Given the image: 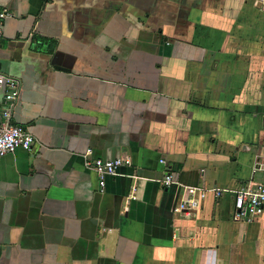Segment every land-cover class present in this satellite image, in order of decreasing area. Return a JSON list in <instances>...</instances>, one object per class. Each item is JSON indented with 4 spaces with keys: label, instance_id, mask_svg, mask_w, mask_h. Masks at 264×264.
Wrapping results in <instances>:
<instances>
[{
    "label": "crops",
    "instance_id": "0c3cea01",
    "mask_svg": "<svg viewBox=\"0 0 264 264\" xmlns=\"http://www.w3.org/2000/svg\"><path fill=\"white\" fill-rule=\"evenodd\" d=\"M0 4L11 121L35 137L0 157V264H264V211L236 218L209 190L186 216L159 182L264 181L260 0ZM87 149L129 161L103 192Z\"/></svg>",
    "mask_w": 264,
    "mask_h": 264
},
{
    "label": "built area",
    "instance_id": "2783aa9c",
    "mask_svg": "<svg viewBox=\"0 0 264 264\" xmlns=\"http://www.w3.org/2000/svg\"><path fill=\"white\" fill-rule=\"evenodd\" d=\"M261 8L264 9V0H260ZM10 13L0 4V41L2 39V23L9 17ZM0 88H4L3 99L0 102V157L21 148L30 151L35 137L22 125L13 123L11 116L13 107L19 96L21 84L18 79L0 72ZM84 164L95 171L98 178L99 191L103 192L106 178L119 174L122 165L128 163V159L116 157L113 159H102L93 157L92 150L87 149L84 153ZM165 164L163 158L159 159ZM264 171V162L255 166L253 173ZM159 182L164 187L173 184L180 186L179 200L174 206L175 212L191 216L200 208L206 193L211 190L216 198L228 193L233 198V214L239 219H250L258 216L264 211V181L247 180L238 188H206L205 186L186 185L177 181L171 171H166Z\"/></svg>",
    "mask_w": 264,
    "mask_h": 264
}]
</instances>
